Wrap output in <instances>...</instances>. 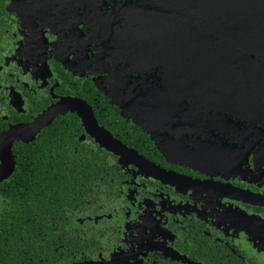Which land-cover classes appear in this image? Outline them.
Wrapping results in <instances>:
<instances>
[{
    "label": "flooded vegetation",
    "instance_id": "flooded-vegetation-1",
    "mask_svg": "<svg viewBox=\"0 0 264 264\" xmlns=\"http://www.w3.org/2000/svg\"><path fill=\"white\" fill-rule=\"evenodd\" d=\"M141 2L0 0V138L76 98L149 162L110 152L75 113L15 143L0 264H264V110L197 129L172 110L160 120L164 69L143 76L103 46Z\"/></svg>",
    "mask_w": 264,
    "mask_h": 264
},
{
    "label": "water",
    "instance_id": "water-1",
    "mask_svg": "<svg viewBox=\"0 0 264 264\" xmlns=\"http://www.w3.org/2000/svg\"><path fill=\"white\" fill-rule=\"evenodd\" d=\"M129 12L125 27L102 29L103 46L143 76L164 69L167 90H154L160 92L154 98L158 116H163L160 120H170L172 110L187 127L197 129L231 124L228 115L244 118V106L264 110V0H142ZM204 108L215 111L214 116L208 117ZM69 113L78 114L110 152L149 164L100 127L86 102L64 98L33 124L0 138V183L15 172L14 144L33 142L54 120ZM159 144L171 157L184 158L185 164L198 163L192 155L171 154L163 140ZM150 165L158 176L167 175Z\"/></svg>",
    "mask_w": 264,
    "mask_h": 264
}]
</instances>
